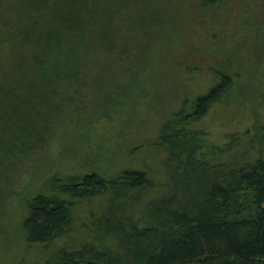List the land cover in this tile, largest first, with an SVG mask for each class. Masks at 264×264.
Listing matches in <instances>:
<instances>
[{
    "label": "trees",
    "instance_id": "1",
    "mask_svg": "<svg viewBox=\"0 0 264 264\" xmlns=\"http://www.w3.org/2000/svg\"><path fill=\"white\" fill-rule=\"evenodd\" d=\"M152 2L0 0V184L8 161L51 135L62 137L68 122L93 130L91 112L79 111L76 100L93 90L87 78L109 72L108 63L127 49V28L145 27L146 34L150 22L161 20ZM235 53L236 46L221 50L218 65L210 64L215 81L195 95L190 111L162 122L154 141L165 148L168 174L160 191L149 190L159 183L150 169L130 164L111 175L92 167L65 177L53 172L40 188L30 183L19 190L28 242L64 233L77 200L107 195L98 241L59 244L34 264H264V140L248 151L251 144L239 147L230 138L212 149L224 157L207 158L199 152L201 135L177 125L199 118L228 91ZM100 93L106 104L114 101L108 89Z\"/></svg>",
    "mask_w": 264,
    "mask_h": 264
},
{
    "label": "rangeland",
    "instance_id": "2",
    "mask_svg": "<svg viewBox=\"0 0 264 264\" xmlns=\"http://www.w3.org/2000/svg\"><path fill=\"white\" fill-rule=\"evenodd\" d=\"M151 5L161 20L150 22L146 34L145 27L127 28V49L108 63L109 72L92 73L87 81L93 90L76 100L79 111L91 112L93 130L68 122L62 137L51 135L47 144L23 152L14 163L8 161L0 184V264H34L59 244L98 241V218L107 197L101 193L74 203L71 222L61 235L48 242L25 239L19 224L25 210L19 190L30 183L40 188L53 172L65 177L92 167L111 175L136 165L151 170L159 183L149 190L160 191L168 174L162 162L165 148L154 141L160 126L173 112L190 111L195 95L215 81L210 64L219 60L223 49L236 46V74L228 91L202 116L177 125L201 135L199 152L207 158L224 157L212 149L230 138L239 147L251 144L248 151L264 140V0H153ZM101 88L109 90L111 104L101 100ZM137 203L134 214L139 212Z\"/></svg>",
    "mask_w": 264,
    "mask_h": 264
}]
</instances>
